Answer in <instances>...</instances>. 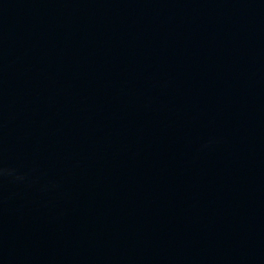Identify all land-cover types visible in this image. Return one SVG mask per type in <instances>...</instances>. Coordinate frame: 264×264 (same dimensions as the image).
Listing matches in <instances>:
<instances>
[{
    "label": "water",
    "instance_id": "obj_1",
    "mask_svg": "<svg viewBox=\"0 0 264 264\" xmlns=\"http://www.w3.org/2000/svg\"><path fill=\"white\" fill-rule=\"evenodd\" d=\"M0 264H264V0H0Z\"/></svg>",
    "mask_w": 264,
    "mask_h": 264
}]
</instances>
